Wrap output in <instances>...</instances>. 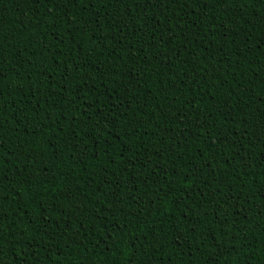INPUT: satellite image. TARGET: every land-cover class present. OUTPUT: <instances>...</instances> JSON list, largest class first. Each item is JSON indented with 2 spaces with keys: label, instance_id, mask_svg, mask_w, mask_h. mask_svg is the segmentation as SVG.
<instances>
[{
  "label": "trees",
  "instance_id": "obj_1",
  "mask_svg": "<svg viewBox=\"0 0 264 264\" xmlns=\"http://www.w3.org/2000/svg\"><path fill=\"white\" fill-rule=\"evenodd\" d=\"M0 264H264V0H0Z\"/></svg>",
  "mask_w": 264,
  "mask_h": 264
}]
</instances>
